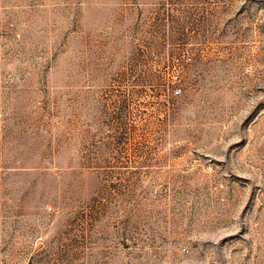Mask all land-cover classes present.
<instances>
[{
    "label": "rangeland",
    "instance_id": "1",
    "mask_svg": "<svg viewBox=\"0 0 264 264\" xmlns=\"http://www.w3.org/2000/svg\"><path fill=\"white\" fill-rule=\"evenodd\" d=\"M0 264H264V0H0Z\"/></svg>",
    "mask_w": 264,
    "mask_h": 264
}]
</instances>
